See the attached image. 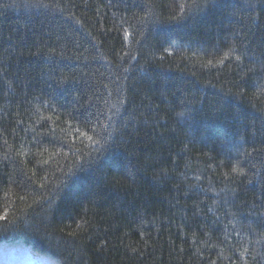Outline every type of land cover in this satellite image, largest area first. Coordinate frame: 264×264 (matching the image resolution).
<instances>
[{
  "label": "trees",
  "instance_id": "obj_1",
  "mask_svg": "<svg viewBox=\"0 0 264 264\" xmlns=\"http://www.w3.org/2000/svg\"><path fill=\"white\" fill-rule=\"evenodd\" d=\"M14 242L56 264H264V0H0Z\"/></svg>",
  "mask_w": 264,
  "mask_h": 264
},
{
  "label": "rangeland",
  "instance_id": "obj_2",
  "mask_svg": "<svg viewBox=\"0 0 264 264\" xmlns=\"http://www.w3.org/2000/svg\"><path fill=\"white\" fill-rule=\"evenodd\" d=\"M0 264H56L48 257H35L19 243L0 244Z\"/></svg>",
  "mask_w": 264,
  "mask_h": 264
},
{
  "label": "snow or ice",
  "instance_id": "obj_3",
  "mask_svg": "<svg viewBox=\"0 0 264 264\" xmlns=\"http://www.w3.org/2000/svg\"><path fill=\"white\" fill-rule=\"evenodd\" d=\"M237 58L239 59V57H237ZM82 135H85V134L82 133ZM89 139H91V137H89Z\"/></svg>",
  "mask_w": 264,
  "mask_h": 264
}]
</instances>
